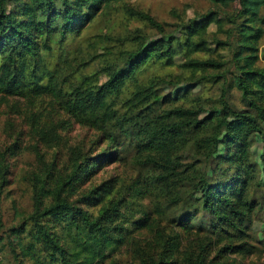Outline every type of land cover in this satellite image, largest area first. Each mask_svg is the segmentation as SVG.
Instances as JSON below:
<instances>
[{
  "label": "trees",
  "instance_id": "obj_1",
  "mask_svg": "<svg viewBox=\"0 0 264 264\" xmlns=\"http://www.w3.org/2000/svg\"><path fill=\"white\" fill-rule=\"evenodd\" d=\"M204 1L215 10L192 20L176 13V32L166 33L126 0H0V96L27 101L32 132L50 149L63 142L57 130L74 124L99 132L113 149L91 158L72 147L59 170L42 160L20 179L29 210L7 190L18 150L0 149V264H241L224 250L212 255L223 234L246 235L252 212L248 192L258 174L248 138H264V0ZM121 9L160 37L90 32ZM187 74L186 81L199 75L222 90L217 115L200 119V108L171 106L166 85ZM204 126L223 139L197 137ZM181 151L194 161L182 162ZM131 154L128 174L83 189L107 163ZM8 199L12 226L1 210ZM199 213L210 220L205 229Z\"/></svg>",
  "mask_w": 264,
  "mask_h": 264
},
{
  "label": "rangeland",
  "instance_id": "obj_2",
  "mask_svg": "<svg viewBox=\"0 0 264 264\" xmlns=\"http://www.w3.org/2000/svg\"><path fill=\"white\" fill-rule=\"evenodd\" d=\"M126 4L132 10L135 9L150 14L163 25L166 33L176 32L174 26V24L178 23L176 13L183 16L184 19L192 20L195 19V16L203 15L216 8L204 0H126ZM125 15L126 13L123 9L114 12L109 21L105 23L103 19L99 20L90 32L93 34H100L102 31L107 33L110 30L109 28H111L114 34L123 36L128 32L135 33V31L140 29L153 39L160 37V32L157 29L144 25L143 22L138 20L127 19ZM215 31V26H212L209 33L204 36L205 40L211 42ZM222 54L227 56V58L229 56L227 52ZM102 64V61L97 62V66L99 67ZM259 66L264 67V62L262 61ZM171 72L175 76L178 71L175 69ZM154 73H156L155 70L146 72L144 74L145 80L147 81V78H149L148 74L154 75ZM179 79L184 83H180ZM179 79L169 80L172 83H170L169 87L166 85V89L164 90V94H172L174 98L171 101V106L200 108L203 110L199 117L200 119L217 115L213 110L215 109V105L217 108L221 106L219 100L222 90L217 84H214L213 79H200L198 75L196 81H186V79H189L188 74L181 76ZM230 99L237 109L244 107L239 93L232 92ZM32 112L25 99L2 98L0 96V149L14 148L18 150V156L10 160V164H12L11 176L9 177L11 185L7 190H12V199L17 200L20 208H25L26 210L30 209V192L20 183V179L32 169H39L42 160L48 164L55 162L57 170H59L68 166L70 148L72 147L77 146V148L82 149L85 156L91 158L105 151L110 153L113 150L110 143L102 142V136L99 132L77 124H74L67 131L63 129L57 130L59 135L61 134L63 142L59 146L50 149L44 142L38 141L37 135L32 132ZM65 118V115L61 114L56 115L54 120L58 122ZM204 129V131L197 134V137H207L210 140L223 139L219 131L208 130L205 126ZM248 140L250 144L249 163L255 167L254 172L257 171L258 175L248 192L249 198L252 199V212L249 214L250 218L248 222L244 223V225L242 224L244 234L246 235L240 236L239 239H232L233 236L230 233L223 234V241L213 244L215 247L212 256L224 250L221 256H224L228 260L241 264H264V175H262V170L264 169V138L254 133L250 135ZM98 141H100L99 146L97 144ZM219 148V154L225 158L227 148L223 143L220 144ZM178 155H182L180 159L184 163L194 161L193 155L190 153L183 154L181 151ZM133 156L134 154L129 155L123 162L107 163L83 189L98 185L103 180L109 179L112 176L128 174L130 172L129 164H133ZM134 162L136 161L134 160ZM202 166H205V164H202ZM216 168L217 166L214 165L213 169ZM132 175L136 176L137 172H133ZM223 185L219 186L222 187ZM12 199H8L9 201L5 200L1 209L7 226L18 223L14 221ZM209 221L199 213L196 224L205 229L210 225ZM119 258L125 259L124 251L120 254ZM220 259L223 260V257Z\"/></svg>",
  "mask_w": 264,
  "mask_h": 264
}]
</instances>
